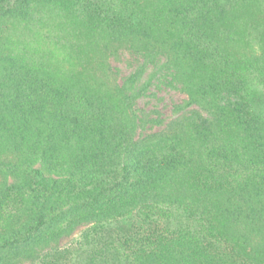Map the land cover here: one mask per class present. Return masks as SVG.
Segmentation results:
<instances>
[{"label": "rangeland", "instance_id": "obj_1", "mask_svg": "<svg viewBox=\"0 0 264 264\" xmlns=\"http://www.w3.org/2000/svg\"><path fill=\"white\" fill-rule=\"evenodd\" d=\"M72 1L65 7L44 0H11L0 7V102L18 97L20 93L7 79L26 70L70 77L78 83L76 92L86 88L113 111L127 110L125 99L135 94L132 109L140 121L135 118L128 135L134 144L133 162L144 161L152 169L150 153H167V148L176 146L184 167L167 178L136 181L132 190L105 192L90 205H84L89 198L81 202L84 204L77 200L93 187L84 190L79 181L75 183L77 177L68 184L5 191L4 187L19 180L4 163L14 168L27 160L42 168L47 177L60 179L85 164L102 162L104 168H110L117 161L109 157L108 145L101 149L92 140L94 135L86 137L79 129V142L70 141L64 148L63 171L49 169L40 160L34 161V147L23 146L20 140L17 146L26 147L31 157L9 151L15 144L12 129L0 125V234L22 229L40 215L48 222L30 246L0 253V264H77L72 252L78 248L85 254L100 251L109 258L114 252L130 255L142 243L135 236L138 221L150 210L154 217L161 216L159 210H179L184 216L188 211L203 224L216 223L224 236H237L234 229L226 228L227 215L249 210L240 205L243 191L256 186L264 192V129L259 140L252 142L230 121L231 127L224 126V131L201 140L191 130L190 118L195 113L210 118L214 111L201 88L219 68L216 62L228 73L240 76L248 72L254 87L264 94V0ZM118 16H132L143 29L111 26L110 21ZM86 102L95 108L100 103ZM260 109L264 125V100ZM6 114L0 108V116ZM72 134L70 131L68 138ZM220 143L240 150L247 167L210 163L206 152ZM47 161L52 164L57 157L51 155ZM255 201L251 197L254 208ZM253 225L260 226L250 223V229ZM249 248L240 246L241 252ZM256 257L258 262L249 259L243 264H264V254L256 253Z\"/></svg>", "mask_w": 264, "mask_h": 264}, {"label": "trees", "instance_id": "obj_2", "mask_svg": "<svg viewBox=\"0 0 264 264\" xmlns=\"http://www.w3.org/2000/svg\"><path fill=\"white\" fill-rule=\"evenodd\" d=\"M10 1L0 0V7ZM44 1L59 3L65 7L73 3L72 0ZM118 24L128 29H143L142 23L132 16L128 19L118 16L117 19L110 21L111 26ZM215 64L219 68L209 76L211 81L204 82L201 88L204 98L214 111L211 112L210 118L193 114L190 118L191 130L201 140H208L220 129L223 128L224 131V126L231 127L229 124L231 121L252 142L259 140L264 129L260 109L264 100L263 92L254 87L248 72L239 76L222 70L217 62ZM7 81L12 82L15 90L20 93L15 100L6 97V100L0 102V108L7 113L6 116H0V125L8 130L12 129L13 132L9 134L15 144L9 148V151H16L25 159L30 156L32 153L26 147H21V151L17 146L20 140L23 146L34 147L32 148L34 161L40 160L43 166L62 172L60 168L65 159L64 148L71 145L70 141L79 142L80 135L76 134V130L80 129V134L86 137L94 135L95 139L92 140H97L101 149L103 145L106 147L108 145L109 157L117 162L110 168H104L102 162L93 164L94 166L85 164L77 169L73 168L74 173L73 171L71 173L74 176L70 173V177L60 179L47 177L42 168L33 167L27 160L24 165L19 161L14 168L4 163L10 174L19 180L4 187L5 191L38 189L46 187L48 183L68 184L77 177V180L74 179L75 183L79 181V185L84 190L89 186L94 189L89 188L86 191L87 196L77 200L81 203L89 198L88 204H81L90 205L100 200L105 192H113L120 188L132 190L136 188L134 187L136 181L140 184L149 178L151 180H157L158 176L167 178V175L180 173L184 167V159L179 155L176 146L167 148V153H150L149 157L154 163L152 169H147L144 161L133 162L131 149L134 144L131 143L128 135L134 128L135 118H138L136 110L132 109L135 94L126 97L127 110L113 111L110 105L105 106L100 97H96L86 88L83 87L82 91L76 92L74 87L78 83L58 72L20 71ZM88 99L99 101L100 103L97 104L99 106L95 108L94 104H86ZM70 131L73 134L68 138ZM229 140L232 141V138ZM123 143L126 146L123 147ZM178 143L175 141L174 145ZM242 154L233 144L220 143L207 150L206 158L210 163L220 164L222 161L225 166L247 167L244 159L241 158ZM51 155L57 157V162L53 161L51 164L47 161ZM262 191L256 186L252 191H243L240 205L248 206L249 210H236V216H233V213L227 215L226 228L234 229L237 236H224L216 223L208 221L207 224H203L199 217H192L194 215L188 211H185L187 215L184 216L179 210H171V212L159 210L161 216L154 217V213L150 210L151 214L143 212L141 215L143 217L138 221L135 236H140L142 243L130 255L118 256L114 252L109 258L100 251L92 250L85 254L81 248H78L72 252L73 259L77 264H243L249 259L256 263L258 262L256 253L264 254V192ZM253 196L256 198L255 208L251 206ZM163 217H166L164 221ZM250 223H259L260 226L253 225L254 228L250 229ZM46 224H48L47 220L40 215L22 229L0 234V253L11 248L30 246L37 233ZM242 244L250 245L249 250L241 252Z\"/></svg>", "mask_w": 264, "mask_h": 264}]
</instances>
